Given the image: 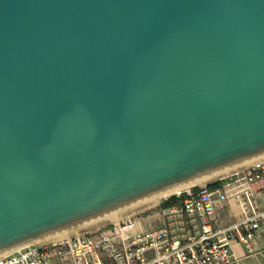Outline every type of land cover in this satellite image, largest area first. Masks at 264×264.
Wrapping results in <instances>:
<instances>
[{
	"label": "water",
	"instance_id": "obj_1",
	"mask_svg": "<svg viewBox=\"0 0 264 264\" xmlns=\"http://www.w3.org/2000/svg\"><path fill=\"white\" fill-rule=\"evenodd\" d=\"M264 159V0H0V257Z\"/></svg>",
	"mask_w": 264,
	"mask_h": 264
},
{
	"label": "built area",
	"instance_id": "obj_2",
	"mask_svg": "<svg viewBox=\"0 0 264 264\" xmlns=\"http://www.w3.org/2000/svg\"><path fill=\"white\" fill-rule=\"evenodd\" d=\"M263 192L264 159L164 198L146 217L28 244L0 257V264H241L233 246L253 252V240L264 237ZM227 209L236 218L224 224Z\"/></svg>",
	"mask_w": 264,
	"mask_h": 264
},
{
	"label": "crops",
	"instance_id": "obj_3",
	"mask_svg": "<svg viewBox=\"0 0 264 264\" xmlns=\"http://www.w3.org/2000/svg\"><path fill=\"white\" fill-rule=\"evenodd\" d=\"M259 203L264 207V192L259 196ZM235 211V205L231 206ZM232 209V210H233ZM223 217V223L229 224L235 220V212H231L228 209L221 212ZM253 252H248L247 247L242 244H235L233 246V252L236 257L240 259L241 264H264V237H258L253 240L251 244Z\"/></svg>",
	"mask_w": 264,
	"mask_h": 264
},
{
	"label": "rangeland",
	"instance_id": "obj_4",
	"mask_svg": "<svg viewBox=\"0 0 264 264\" xmlns=\"http://www.w3.org/2000/svg\"><path fill=\"white\" fill-rule=\"evenodd\" d=\"M212 181H213V180H212ZM209 182H210V181H209ZM163 200H164V198L161 199L157 204H155V205H153V206L137 208V209H135V210H132V211H130V212H127V213H125V214H122V215H120V216H117L118 218L115 217L114 219H113V218H112V219H109V220H107V221H104V222H102V223H99V224H97V225H94V226H92V227H89V228L84 229V230H82V231H79V232L73 233V235H75V234H77V233H83V232H96L97 230L102 229V228H104V227H106V226H109V225L113 224L114 222H116V221H118V220H121L122 218L128 217V216H130V215H134V214H135V215H138L139 217H146V216H148V215H151V214L157 212V210L159 209V205H160L161 201H163ZM117 219H118V220H117ZM71 235H72V234H71ZM73 235H72V236H73Z\"/></svg>",
	"mask_w": 264,
	"mask_h": 264
},
{
	"label": "bare ground",
	"instance_id": "obj_5",
	"mask_svg": "<svg viewBox=\"0 0 264 264\" xmlns=\"http://www.w3.org/2000/svg\"><path fill=\"white\" fill-rule=\"evenodd\" d=\"M229 173H230V172H229ZM229 173H226V174L221 175V176H219V177H216V178H214V179L208 180V181H206V182H209V181L216 180V179H218V178L224 177V176H226V175L229 174ZM206 182H203V183H206ZM203 183H201V184H203ZM198 185H199V184H198ZM178 193H179V192H178ZM178 193H175V194H178ZM173 195H174V194H173ZM170 196H171V195H170ZM168 197H169V196H168ZM165 198H167V197H165ZM160 200H161V199H160ZM160 200L155 201V202H153V203H150V204H148V205L142 206V207H150V206H153V205L157 204ZM117 218H118V217H117ZM113 219H114V218H113ZM117 220H118V219H117ZM72 235H73V234H72ZM72 235H68V236H65V237L59 238V239H57V240H54V241L48 242V243L58 242V241H60V240L66 239V238H68V237H70V236H72ZM31 244H36V243H31ZM45 244H47V243H45Z\"/></svg>",
	"mask_w": 264,
	"mask_h": 264
}]
</instances>
